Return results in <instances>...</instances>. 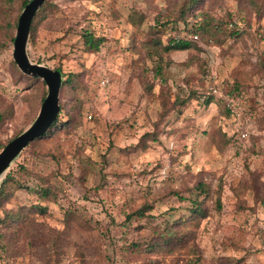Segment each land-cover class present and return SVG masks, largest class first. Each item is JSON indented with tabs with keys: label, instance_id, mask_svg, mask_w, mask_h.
I'll list each match as a JSON object with an SVG mask.
<instances>
[{
	"label": "rangeland",
	"instance_id": "374dc122",
	"mask_svg": "<svg viewBox=\"0 0 264 264\" xmlns=\"http://www.w3.org/2000/svg\"><path fill=\"white\" fill-rule=\"evenodd\" d=\"M51 1L27 55L74 79L60 95L61 117L72 105L79 117L5 172L15 183L0 222L21 215L0 223V264H264V0L258 10L200 0L197 14L232 20L239 35L171 51L163 81L147 46L166 38L151 26L176 0ZM19 5L0 0V145L34 122L47 94L13 61ZM83 32L104 38L98 51H86ZM41 187L50 196L39 201ZM33 204L45 212L31 214ZM195 204L203 215L194 218ZM143 206L147 217L128 223ZM167 227L173 245L147 251Z\"/></svg>",
	"mask_w": 264,
	"mask_h": 264
},
{
	"label": "trees",
	"instance_id": "16d2710c",
	"mask_svg": "<svg viewBox=\"0 0 264 264\" xmlns=\"http://www.w3.org/2000/svg\"><path fill=\"white\" fill-rule=\"evenodd\" d=\"M245 3L247 7L253 10H258V1L259 0H238ZM30 0H20V5L18 9V14L11 24L12 28H15L17 26V18L21 10L25 7L26 4H28ZM202 1L200 0H176L174 12L172 15H162L159 16L156 19V23L154 26H151L152 32L155 33H162L164 37H166L163 41L161 38H155L151 39L148 43L149 46L147 48L150 50V54L154 57V59L157 61L156 65L153 68L154 77L160 79V81H163L164 79V69L166 64V56L173 50H189L191 48H195L196 46L194 43L197 42V40H205V42L210 41H216V39L221 37H237L239 35L238 30L228 29V22H224V20L217 19L213 16L212 13H206V12H200V14H197V10L199 7V4ZM55 4L51 0H46L44 4L38 9V11L35 13L33 20L31 22L30 30H29V36L33 34L37 28V26L46 20L49 15L53 12L55 9ZM190 19L192 20L190 22ZM183 23V27L179 28L178 23ZM10 25V24H9ZM174 31L175 33L172 34ZM82 40L84 43V47L86 51L88 52H96L99 50L101 44L104 41V38L102 37H95L90 33L83 32ZM196 37V39H194ZM14 40V35L10 36V42L12 43ZM58 72L61 71L58 69ZM23 75V74H22ZM29 77V76H27ZM62 81H61V87H60V94H59V114L57 116L56 121L51 125V127L46 131V133L31 142L28 147L34 145L35 143H38L40 141H43L44 139L51 137L55 135L58 131H60L63 127H69L73 126L72 124H76L78 121L79 113L78 111H75L74 105H72L69 109V111H66V113L63 114V116L67 117L66 122H62V113L64 112L63 104L61 102V94L64 89V86L66 84L70 85V88L73 87V81L74 79L71 76H68L66 79H64V76L61 74ZM31 78V77H30ZM35 81H39V78H31ZM42 84L45 86V83L42 81ZM221 93V92H220ZM46 92H43L39 99V107L41 106L43 100L46 97ZM221 95V94H220ZM196 96L195 93L191 95L192 98ZM191 97L188 99V101L191 99ZM231 97V96H227ZM187 101V102H188ZM175 105L182 104V101L178 102L175 101ZM166 112V110H165ZM167 113V112H166ZM6 121L5 114H0V125L3 124ZM25 131V130H24ZM23 132V131H22ZM21 132V133H22ZM20 133V134H21ZM19 135V134H18ZM18 135H15L11 139H9L5 144L0 145V151L1 149L12 139L17 137ZM225 137V136H223ZM155 141V138H153ZM228 142V139L225 140L224 144ZM27 147V148H28ZM22 154V152L20 153ZM15 183V180L13 179V176L11 173H7L4 176V179L0 183V209L2 208L3 204L7 202L9 199L10 194L7 193V188ZM198 192L199 194H208V190L206 188V185H198ZM36 193L38 195V200H44L50 196V189L49 188H38L36 190ZM219 202V201H218ZM151 206H143L140 209H138L136 212L127 215L126 220L128 223H130L133 219H144L147 217V213L151 211ZM34 211L31 214H43L45 212V208L41 207L40 204H33L32 208ZM193 213L194 218L200 217L203 215V210L201 209L198 204H195L194 208L191 210ZM21 211H17L16 213H6V216L3 220H1L0 223H7L8 221L14 222L17 221V219L20 218ZM184 218H180L179 222H186L183 221ZM177 222V223H179ZM160 238L157 242H155L153 245H147L145 249H148L147 251H153L154 248L159 249H165L170 248L172 243V232L170 231V228H166V232L160 234ZM199 260L195 258V260H189L187 264H197Z\"/></svg>",
	"mask_w": 264,
	"mask_h": 264
},
{
	"label": "water",
	"instance_id": "95a60500",
	"mask_svg": "<svg viewBox=\"0 0 264 264\" xmlns=\"http://www.w3.org/2000/svg\"><path fill=\"white\" fill-rule=\"evenodd\" d=\"M46 0H30L23 8L17 22L13 40V61L26 76L39 78L47 87V95L43 100L34 122L21 134L8 142L0 151V180L12 162L34 140L42 137L59 114V94L62 77L57 70L32 63L27 55V44L31 22L35 13Z\"/></svg>",
	"mask_w": 264,
	"mask_h": 264
},
{
	"label": "built area",
	"instance_id": "2783aa9c",
	"mask_svg": "<svg viewBox=\"0 0 264 264\" xmlns=\"http://www.w3.org/2000/svg\"><path fill=\"white\" fill-rule=\"evenodd\" d=\"M194 39H196V37H194ZM219 90H217L216 88H211L209 93L212 95H216L218 94ZM233 98H226L225 102H226V107L227 109H229L230 111H233L234 108V102H233Z\"/></svg>",
	"mask_w": 264,
	"mask_h": 264
}]
</instances>
